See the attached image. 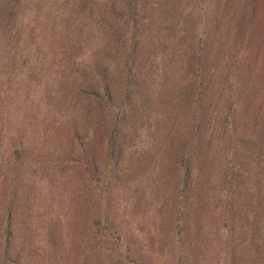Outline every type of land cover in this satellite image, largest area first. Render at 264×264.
I'll return each instance as SVG.
<instances>
[{"label":"trees","instance_id":"1","mask_svg":"<svg viewBox=\"0 0 264 264\" xmlns=\"http://www.w3.org/2000/svg\"><path fill=\"white\" fill-rule=\"evenodd\" d=\"M263 159L264 0H0V264L263 260Z\"/></svg>","mask_w":264,"mask_h":264},{"label":"rangeland","instance_id":"2","mask_svg":"<svg viewBox=\"0 0 264 264\" xmlns=\"http://www.w3.org/2000/svg\"><path fill=\"white\" fill-rule=\"evenodd\" d=\"M213 5V4H212ZM255 76L256 78L259 80L260 78V74H259V70L257 69L255 72ZM260 96H262V92L260 94ZM255 104H260V103H255ZM263 108L253 105V107L251 108V112L250 115L252 117H256L260 116ZM255 159V155L251 156ZM262 158V156H261ZM240 162V166H239V170L242 174H244V176L246 177H251V182L257 183L258 182V173H257V169H256V162L251 159H239ZM246 161V162H245ZM243 162H245L243 164ZM263 163H264V159H263ZM222 168H223V164L221 165V167L218 169V174H222ZM225 169V167H224ZM255 189V188H254ZM237 193V191L233 194L235 197V194ZM237 196V194H236ZM214 207V205L212 206ZM219 212V208L216 206L213 211L210 213L211 215L210 218L208 219V222L205 224V241L208 243V252H209V256L207 258L206 264H232L231 263V255L235 254L236 258H235V264H264V257L263 260H259L258 257H255L254 259L252 258V256L247 257L245 255V253H233L232 251L230 252V241L227 239H225V237H220L218 232H219V226L222 224L218 221V217L216 216V213ZM243 213V215L241 214ZM240 218V222L239 225L244 224L245 227V231H249L250 228L252 229L253 226L251 227L249 225V222L253 221V216L255 215L254 212L252 211H240L239 213H236ZM241 214V215H240ZM208 216V217H209ZM217 219V220H216ZM261 221V220H260ZM248 222V224H247ZM258 227H259V231H260V235L258 236V238H262L264 236V220L261 223H258ZM256 226V225H255ZM242 230H244L242 228ZM244 231V232H245ZM243 238L244 241L247 243V238L246 237V233H243ZM227 241V243H226ZM244 247H241V250H243ZM250 252L253 254V250H252V246L249 248ZM167 256L163 255V257L161 258V261L159 264H166L167 262ZM258 260V261H256Z\"/></svg>","mask_w":264,"mask_h":264}]
</instances>
